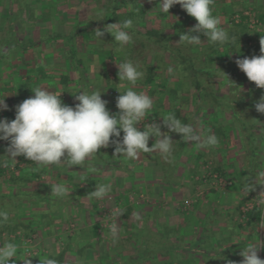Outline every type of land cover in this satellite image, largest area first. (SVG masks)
Listing matches in <instances>:
<instances>
[{
	"label": "crops",
	"instance_id": "obj_1",
	"mask_svg": "<svg viewBox=\"0 0 264 264\" xmlns=\"http://www.w3.org/2000/svg\"><path fill=\"white\" fill-rule=\"evenodd\" d=\"M258 4L264 7V0ZM141 7L146 14L143 19L130 16L133 43L123 51L117 50L110 33L97 40L95 29L121 23L132 8ZM98 9L104 10L103 17L96 15ZM186 16L183 10L178 23L194 27L195 18L186 23ZM166 20L167 15L149 0L136 5H122L119 0H0V99L5 98L8 105L0 119L14 120L16 106L34 96L32 88L38 86L62 93V101L73 107L78 103L74 94L98 90L116 114L119 109L113 93L128 86L127 82L119 84L117 63L131 60L144 72L136 90L154 102L147 124L155 122L168 132L163 117L175 115L219 140L215 148L198 149L185 143L181 134L170 133L174 145L170 162L155 153H141L136 159L114 156L112 145L99 149L85 167L74 166L67 172L54 165L39 167L23 156L12 160L6 152L8 142L0 141V163L12 164H0V203L13 225L29 226L32 236L37 235L36 254L29 257L26 250L21 253L25 245H18L12 264H24L28 257L32 264H41L42 259L62 252L64 258L57 264H239L245 246L264 242V228H258L264 210L260 217L242 222L239 209L245 185L264 171V114L255 109L264 89L250 82L235 63L259 56L261 46L247 50L244 37L236 49L227 45L214 55L217 61L209 68L202 67L203 47L197 46L192 52L198 67L189 79L182 78L186 70L180 77L170 75L168 68L178 62L169 54L162 55L166 65L154 71L152 83L146 84L148 69L154 68L158 56L141 48L145 37L138 40V33L159 29ZM175 37L179 41L180 35ZM184 52L190 51L184 48ZM142 59H149L148 65ZM154 142L151 137L149 147ZM207 161L234 181L226 193L197 182ZM88 164L97 171L89 172ZM12 168L14 173L9 175ZM54 184H64L68 195L54 197ZM99 184L111 186L103 199L89 195ZM255 191L245 194L252 196ZM116 206H120L119 213L133 210L127 221H119V238L113 240L107 236L111 232L102 213ZM13 236L3 233L0 243L7 242L4 237L15 240ZM81 249L86 252L79 256ZM143 251L144 259L130 258ZM258 255L264 259V248Z\"/></svg>",
	"mask_w": 264,
	"mask_h": 264
},
{
	"label": "clouds",
	"instance_id": "obj_2",
	"mask_svg": "<svg viewBox=\"0 0 264 264\" xmlns=\"http://www.w3.org/2000/svg\"><path fill=\"white\" fill-rule=\"evenodd\" d=\"M152 2V0H149ZM214 0H157V7L161 14H168L175 6L195 18L197 23L186 33H180L178 43L200 46V35L207 38L211 45H226L235 42V37L221 27V18L213 15ZM104 10L98 9L96 15L104 16ZM102 21V20H101ZM133 20L126 19L121 23H112L104 28L95 29L97 40H103L106 33L114 37L118 44V51H123L126 46L133 43L130 29ZM259 56L237 59L238 68L246 74L250 82L257 88L264 89V35L260 39ZM119 84L127 82L124 91L117 97L116 107L119 112L113 114L107 108V101L101 98L100 91H80L74 94L78 103L75 106L65 104L61 99L62 93L50 91L47 87L32 88L34 96L24 100L15 108V119H0V141H7V156L15 160L19 156L25 157L39 167L56 166L67 172L74 166L85 167L101 148L114 145V156H123L136 159L141 153L159 154L165 161L170 162L174 154L173 139L170 133L181 134L185 143L195 145L198 149H211L219 144L215 134L204 135L192 125L184 123L175 115L163 117V126L168 132L161 131L157 123L145 124L140 130L139 124L153 108V99L143 91H137V82L142 80L144 72L140 65L131 60L117 63ZM170 75H175L172 67L168 68ZM257 112L264 114V95L255 103ZM8 110L4 99H0V112ZM121 133H123L122 140ZM115 137V139L113 138ZM155 137V142L149 147V140ZM89 172L95 173L97 169L88 164ZM264 187V171L253 175L245 185L247 193L254 191L257 186ZM110 184H99L89 195L103 199L110 191ZM51 194L57 198L68 195V188L64 184L51 186ZM258 204L264 206V191L258 195ZM122 213H117L120 215ZM137 219L139 216L137 214ZM10 216L7 211L0 210V226L7 224ZM258 228H264V217H261ZM113 240H117L118 228L114 224L111 229ZM0 264H12V259L17 258L18 245L7 241L0 243ZM264 248V242L257 241L245 246L240 253L243 260L239 264H264L258 252ZM30 257V256H29ZM25 258L24 264H32L31 259ZM41 264H57L55 259L45 258ZM234 264V262H229Z\"/></svg>",
	"mask_w": 264,
	"mask_h": 264
},
{
	"label": "trees",
	"instance_id": "obj_3",
	"mask_svg": "<svg viewBox=\"0 0 264 264\" xmlns=\"http://www.w3.org/2000/svg\"><path fill=\"white\" fill-rule=\"evenodd\" d=\"M118 1V0H117ZM121 2L122 5L124 4H131V5H136L137 3H139L140 0H119ZM215 1V0H214ZM226 0H219V3H224ZM152 2H154L157 5V0H152ZM227 3V1L225 2ZM222 6L221 5V9L219 8V10L215 9V5L213 3V15L215 16H219L221 18V27H223L225 30L228 31L230 36L235 37V42L234 43H230V44H226L223 46L220 45H211L209 43H207V38L203 39L202 42V47H203V52H202V58H200V60H202V67H212L213 65H215L216 61L215 58H213L214 55L220 54V52L227 46L230 45L232 48L236 49L237 45H239V41H241L242 38L246 37L248 38L245 42V47L246 49H251L253 50V48H257L256 46H254L253 48L251 46H248L249 42L252 41V39H254L255 37V33L251 32L248 29V26H246L245 24L241 23V24H233L232 21L230 20L231 15L235 14V13H240L243 14L245 11H249L251 13H253L257 18H259L260 20L264 21V7L260 6L258 4V0H230V3L225 4ZM231 7L232 9H234V13H232L229 18H228V22L225 21V18L223 17V10L226 9V7ZM182 8L180 7V5H175L173 6L170 10L169 13L166 14L167 15V20L164 26H160L159 25V29H152V30H146V32L142 33H138V40H140L141 37H145V40H142V42L140 43V46L143 50H145L146 48H148L152 53H155V55H157V60H156V64L154 66L153 69L149 68L148 69V75H147V81L146 84H151L153 81V73L154 71H156L157 69H160L163 65H166V60L163 56H165L166 54H169L170 57H173L174 60H176L178 62V64L173 68L175 75L180 77V75L184 74V70H186L185 75L182 76V78L186 77V79L191 78V73L192 71L198 67L197 66V58H194L195 55H193V50L197 49V46H191V45H185V44H181L178 43V38H176L175 36H179L180 33H186L188 32L193 25H191L190 23L187 25L184 24H179L178 19L181 18L183 10H181ZM240 9V10H238ZM146 14V9L144 7L141 8H132V11L130 13H126L124 20L126 19H131L130 16H139L140 18H144ZM257 14V15H256ZM193 17L191 16H186V23L191 22V20ZM118 19V18H117ZM196 21V20H195ZM123 22V21H122ZM197 23V21H196ZM228 23V24H226ZM230 23V24H229ZM178 33V34H177ZM177 34V35H176ZM175 35V36H174ZM193 35H197L196 33H194ZM202 35V34H201ZM203 36V35H202ZM140 42V41H139ZM184 48H187L188 51H190L188 54H186L184 52ZM142 61H144V64L149 63V59H142ZM143 64V65H144ZM197 71V70H196ZM197 75V73H195ZM152 75V76H151ZM191 76V77H190ZM198 77V76H197ZM123 136H121L120 139H122ZM206 163V162H205ZM11 164L10 161H8V164H6L7 167H9ZM2 171H4V168H1ZM217 170V169H216ZM219 173L223 174L224 176H227L225 173L217 170ZM1 204V203H0ZM0 209L3 211H6V206H3V204L0 205ZM240 209V208H239ZM133 208H127L123 211V213L121 215H117V222L119 224V221H127V219L130 218L131 216V212H132ZM262 212L261 208H255L253 211H251L249 213V217L254 218V217H260ZM250 218V219H251ZM14 224V223H13ZM10 222H8L7 224L0 226V240L3 239V233H7V235H9V237L13 235H16L18 228L20 226L17 225H13ZM28 227V231L27 230H23L22 232V236L24 238H30L33 234V230L29 229L31 227L26 226V228ZM12 242H15L17 245H21L23 246L25 243L24 241H22V239L20 237H16L15 240H13ZM26 249H24L23 251L21 250V253L25 252ZM84 252H86V250H79V256H82V254H84ZM64 253L62 252L61 254H57V256L55 258L51 259H55L56 261H61L64 258ZM139 252H135L133 254H131L130 258H141L144 259L145 258V252H141V255L138 256ZM54 257V256H53Z\"/></svg>",
	"mask_w": 264,
	"mask_h": 264
},
{
	"label": "built area",
	"instance_id": "obj_4",
	"mask_svg": "<svg viewBox=\"0 0 264 264\" xmlns=\"http://www.w3.org/2000/svg\"><path fill=\"white\" fill-rule=\"evenodd\" d=\"M230 20L232 21L233 24H245L248 26V29L255 33L254 39L249 42L248 46L254 47L258 46L260 47V39L261 36L264 35V21L260 20L257 18L253 13L249 11H245L243 14L240 13H235L231 15ZM119 92H114L113 97H114V103L116 104L117 97L119 96ZM149 123L147 120V116L145 117V121L139 124L140 130H144V124ZM153 123V122H151ZM122 140V139H121ZM7 167V166H5ZM197 182L201 184L202 186L208 187L209 189H213L215 191L221 192V193H226L229 189L233 187V184L230 180L227 179L226 176L223 174L219 173L212 162L208 161L204 163L202 166L201 174L198 175L197 177ZM259 195V194H258ZM256 196H250V198H247V195L244 194V197L241 202V207H240V212H241V221L242 222H248L250 220L249 218V213L253 211L255 208H261L264 210V206H261L258 204V199L260 197ZM120 212V206H116L114 209L105 211L104 217L107 218V223L106 227L111 229L112 225L117 226V213ZM74 227V226H71ZM24 243H25V248H26V255L27 256H33V254H36L35 252L37 251L33 246H34V236L30 238H24L22 234H18ZM263 259V257H260Z\"/></svg>",
	"mask_w": 264,
	"mask_h": 264
},
{
	"label": "rangeland",
	"instance_id": "obj_5",
	"mask_svg": "<svg viewBox=\"0 0 264 264\" xmlns=\"http://www.w3.org/2000/svg\"><path fill=\"white\" fill-rule=\"evenodd\" d=\"M219 0H215L214 1V5H215V9L216 10H219V8L221 9V5L223 6L224 5V3L227 1V3L229 4L230 3V0H226L224 3H219L218 2ZM154 3V2H153ZM227 3H225V4H227ZM228 7V6H227ZM228 8H230V9H225V10H223V17L225 18V21H227L228 20V18H229V16H230V14L234 11V9H232L230 6L228 7ZM238 10H240V9H238ZM228 22V21H227ZM226 24H228V23H226ZM230 24V23H229ZM205 39V38H204ZM236 67H238L237 65H236ZM208 162V161H207ZM210 162H212V161H210ZM213 163V162H212ZM1 164V163H0ZM6 164H8V161H5V162H3L2 164H1V167H3V166H6ZM214 165V164H213ZM14 168V167H13ZM13 168L11 169V171H10V173H8L9 175H12V172L14 173V171H12L13 170ZM16 172V171H15ZM227 177V179L228 180H230L231 182H232V184L234 185V181L231 179V178H229V176H226ZM262 189V190H261ZM260 190L259 189H257L256 188V191L255 192H253L254 193V195H252V196H256V195H258L261 191H264L263 190V188H261ZM244 191V194L246 193V191H245V189L243 190ZM247 198H250V195H247ZM241 207V206H240ZM264 209V208H263ZM106 211H108V210H106ZM104 213L105 212H103L102 214H103V222H104V225H106V223L108 222L107 221V218L106 217H104ZM118 222H117V228H118ZM108 228V227H107ZM29 229H32V228H29ZM23 230H27L28 231V227L26 228V226L25 225H21L19 228H18V231H23ZM110 230V229H109ZM17 231V232H18ZM20 234V233H19ZM17 236H19L18 235V233L16 234V235H14L12 238H16ZM107 236H111V234H108ZM34 238L36 239L37 238V235L36 236H34ZM4 240L5 241H8V238H5L4 237ZM25 245V244H24ZM261 257H262V255H261Z\"/></svg>",
	"mask_w": 264,
	"mask_h": 264
}]
</instances>
